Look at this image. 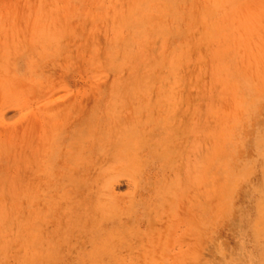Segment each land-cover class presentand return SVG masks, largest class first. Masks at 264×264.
<instances>
[{
  "label": "rangeland",
  "instance_id": "rangeland-1",
  "mask_svg": "<svg viewBox=\"0 0 264 264\" xmlns=\"http://www.w3.org/2000/svg\"><path fill=\"white\" fill-rule=\"evenodd\" d=\"M0 264H264V0H0Z\"/></svg>",
  "mask_w": 264,
  "mask_h": 264
}]
</instances>
